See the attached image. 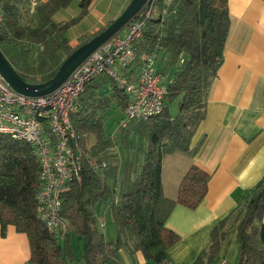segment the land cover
I'll return each mask as SVG.
<instances>
[{"label": "trees", "instance_id": "trees-1", "mask_svg": "<svg viewBox=\"0 0 264 264\" xmlns=\"http://www.w3.org/2000/svg\"><path fill=\"white\" fill-rule=\"evenodd\" d=\"M91 1L79 0L74 17L56 22L54 14L72 0L39 2L29 19L20 12L24 0H0V50L26 82L51 78L66 56L112 21L72 46L67 31L86 16ZM228 31L227 0H155L151 17L144 19L132 49L136 63L146 55L159 57L156 71L166 89L163 108L146 121L132 120L126 128L119 126L115 137L107 135L103 125L102 112L110 99L98 96L94 79L85 84L77 99L78 110L71 115L78 137L74 149L80 151L81 161L77 177L60 193L59 216L67 223L62 238L49 233L37 213L40 165L33 148L0 134L1 235L7 225L26 234L27 264H119L116 255L121 247L131 257L139 251L154 264H171L168 250L179 236L165 221L175 205L197 208L207 192L208 174L191 163L181 176L175 198H167L161 186L162 159L171 154L191 159L197 153L202 138L195 144L191 140L204 118ZM168 74L170 78L165 80ZM100 78L111 82V99L124 111L128 96L108 77ZM172 103L174 115L169 108ZM90 137L94 142L89 145ZM115 147L134 150L132 158L121 164ZM99 203L109 206L115 242L107 241L99 226L95 210ZM263 213L264 176L214 226L208 246L192 264H212L233 228L238 245L235 264H264ZM72 235L81 240L78 257L71 245Z\"/></svg>", "mask_w": 264, "mask_h": 264}, {"label": "crops", "instance_id": "crops-1", "mask_svg": "<svg viewBox=\"0 0 264 264\" xmlns=\"http://www.w3.org/2000/svg\"><path fill=\"white\" fill-rule=\"evenodd\" d=\"M45 1L24 0L20 6L22 17L31 18L36 4ZM129 1L92 0L86 16L77 23L85 20L89 22L88 26L72 36H69L72 27L67 31L70 44L78 45L77 41L98 30L103 20L109 22L116 18ZM75 2L78 7L79 0ZM227 6L229 31L224 43L223 61L208 93L204 118L191 140L195 144L202 138V143L193 158L186 157V162L179 157L183 156L181 154H171L175 155L173 157L167 155L170 156L168 164L171 158L174 164V171L170 174L163 176L161 167L162 192L171 199L175 198L181 176L191 163L208 174L207 192L197 208L175 205L165 221V226L179 236V240L168 250L171 264H192L208 246L214 226L233 210L245 191L264 176V0H227ZM68 8L57 11L53 20L63 22L70 19ZM109 15L111 18L106 19ZM158 62L159 57L155 62L156 69ZM137 63L127 72L131 80L136 79ZM100 77L103 76L93 81L99 86L98 96L110 99L109 106L102 112L103 125L106 134L115 137L124 111L115 99H111V82H101ZM161 82L164 85L163 79ZM109 114L118 119L113 129L106 126L105 120ZM93 142V137H90L89 145ZM115 150L121 164L131 159L134 151L125 152L119 147H115ZM95 210L99 222L109 216V238H106L104 230L106 223L102 231L107 241L115 242L116 229L108 204L99 203ZM262 222L264 224V213ZM73 237L76 236L72 235L71 245L78 257L81 254V240L76 238L77 256ZM237 251L236 231L233 228L226 235L219 255L212 264H235ZM29 254L25 233L18 232L13 225H7L2 236L0 227V264H27ZM116 256L119 264H154L139 251L131 257L123 247L118 249ZM73 264L83 263L76 261Z\"/></svg>", "mask_w": 264, "mask_h": 264}, {"label": "built area", "instance_id": "built-area-1", "mask_svg": "<svg viewBox=\"0 0 264 264\" xmlns=\"http://www.w3.org/2000/svg\"><path fill=\"white\" fill-rule=\"evenodd\" d=\"M154 1L147 0L136 15L139 18L134 17L123 28V35L99 46L48 95L32 98L18 94L0 74V134L33 148L40 165L37 213L46 230L60 238L67 232V223L59 216L60 193L77 177L81 161L80 151L74 149L78 137L71 115L78 110L77 99L85 84L105 76L128 96L119 125L146 121L162 111L166 89L156 71L155 55L139 58L135 80L124 74L137 61L132 42L140 36L144 19L151 17ZM99 226L103 228V222Z\"/></svg>", "mask_w": 264, "mask_h": 264}, {"label": "water", "instance_id": "water-1", "mask_svg": "<svg viewBox=\"0 0 264 264\" xmlns=\"http://www.w3.org/2000/svg\"><path fill=\"white\" fill-rule=\"evenodd\" d=\"M147 0H130L123 11L103 30L77 46L58 66L51 78L41 83L26 82L0 50V74L5 82L18 94L26 97H41L55 91L92 52L114 37L129 23Z\"/></svg>", "mask_w": 264, "mask_h": 264}, {"label": "rangeland", "instance_id": "rangeland-1", "mask_svg": "<svg viewBox=\"0 0 264 264\" xmlns=\"http://www.w3.org/2000/svg\"><path fill=\"white\" fill-rule=\"evenodd\" d=\"M76 0H72V2H71V4H70V6H68L69 8H68V12H67V14L69 15V17L70 18H72V17H74L78 12H79V7H77V3L75 2ZM128 4V3H127ZM125 6V5H124ZM122 7V9H120L121 10V12L123 11V9L125 8V7ZM120 12V13H121ZM118 16V15H117ZM109 18H111V15H109V17H106V19H109ZM107 21H105V20H103V25H101V27H103V26H105L104 24L106 23ZM88 21H83V22H81V23H79V24H76L74 27H72V29H70V32H69V36H72L73 34H79V33H81L82 32V30H84L87 26H88ZM100 27V28H101ZM118 34H124V30L122 29V30H120L116 35H118ZM115 35V36H116ZM86 36V35H85ZM84 36V37H85ZM84 37L82 38H80L78 41H77V43L78 44H80V43H82V41L84 40ZM2 50L4 51L5 50V48H2ZM11 61H13V59H11ZM170 110H171V113H173L174 114V112H175V110H176V108H175V103H172L171 105H170ZM123 118H124V113H123ZM106 126H107V128H110V129H113L115 126H116V124H117V121H118V119H117V117H114V116H112L111 114H109L107 117H106ZM119 123H120V121H119ZM128 125V122H125V123H123L122 125H119V126H122V127H125L126 128V126ZM119 148H121V147H119ZM172 157L173 156H175V155H171ZM170 156H164L163 157V159H162V168H163V176H166V174L167 173H169L170 174V172H173L174 171V164H173V162H171L172 160H173V158H171L172 160H170V162H169V164H168V161H169V158ZM183 161H185L186 162V160H187V158L185 157V156H179ZM168 175V174H167ZM103 219H104V221H103V224H105L106 223V227H105V233H106V238H109V232L111 231V225H110V219H109V216H106L105 218L103 217ZM75 242H76V238L75 237H73V239H72V243H73V246H74V248H75V252H76V255L78 256L79 255V252H78V250H77V247H76V244H75Z\"/></svg>", "mask_w": 264, "mask_h": 264}]
</instances>
